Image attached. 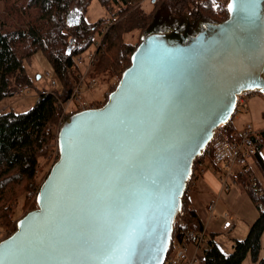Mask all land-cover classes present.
I'll return each instance as SVG.
<instances>
[{
  "label": "water",
  "instance_id": "water-1",
  "mask_svg": "<svg viewBox=\"0 0 264 264\" xmlns=\"http://www.w3.org/2000/svg\"><path fill=\"white\" fill-rule=\"evenodd\" d=\"M227 10L196 34H143L107 101L65 120L37 207L0 240V264H117L105 256L130 223L131 264H164L195 160L239 94L264 93V0Z\"/></svg>",
  "mask_w": 264,
  "mask_h": 264
},
{
  "label": "trees",
  "instance_id": "trees-1",
  "mask_svg": "<svg viewBox=\"0 0 264 264\" xmlns=\"http://www.w3.org/2000/svg\"><path fill=\"white\" fill-rule=\"evenodd\" d=\"M90 1L27 0L21 6L13 5L10 13H2L4 16L0 14V100L15 94L20 87L32 86L24 65L39 49L44 52L62 83V92L57 91L58 96H69L73 78L68 72L76 71V56L92 44L94 32L96 29L100 31L106 21L101 19L90 23L85 19L84 11ZM100 1L111 11L113 22L102 37L106 47L98 54L91 72L92 78L114 75L120 79L123 71L131 64L132 54L143 36L142 34L133 45L125 41L123 34L136 29L144 30L154 21L155 13L161 6L180 14L187 12L189 19L196 22L218 23L228 18V10L220 12L215 5L216 0H153L154 7L151 11L134 5L136 0ZM75 7L81 8L83 12L82 22L79 25H69L67 19ZM117 83L111 84L105 93L103 104ZM60 114L59 98L45 90L39 92L34 105L25 112L0 111V221L6 229H12L11 233L16 230L19 218L37 207L36 198L41 183L39 158L48 155L47 144L54 139L53 130L47 131L46 127L56 124ZM263 148L264 129L263 139L257 143L253 155L255 166L264 181ZM198 176L193 174L188 190L184 192L183 207L174 225L169 253L177 243L196 242L197 234L205 230V224L192 207L188 196ZM253 197L260 213L251 224L246 237L234 240L230 254H224L213 239L208 240L203 245L205 264H243L248 254L258 264H264V257H260L264 234V195L261 197V205ZM22 198L23 212L15 218L14 208Z\"/></svg>",
  "mask_w": 264,
  "mask_h": 264
},
{
  "label": "rangeland",
  "instance_id": "rangeland-1",
  "mask_svg": "<svg viewBox=\"0 0 264 264\" xmlns=\"http://www.w3.org/2000/svg\"><path fill=\"white\" fill-rule=\"evenodd\" d=\"M27 0H0V14L4 16L2 13H10L9 11L12 9L13 5L21 6L22 3H26ZM138 2H141L138 4ZM134 5L141 6L145 11H151L154 7V2L153 0H136L133 2ZM10 8V9H9ZM6 10V11H4ZM81 8L75 7L71 11L69 18L71 23H75V20L78 18V16L82 15V12H80ZM4 11V12H2ZM7 12V13H6ZM0 15V16H1ZM84 17L85 19L90 22L94 23L98 20L103 19L105 23L109 21L111 18V11L107 8L106 5H104L100 0H91L90 3L87 5V8L84 11ZM104 23V24H105ZM103 24V25H104ZM191 24V25H190ZM74 25V24H72ZM204 26V23L202 21H191L188 17L187 12H184L183 14H180L168 7H160L157 9L155 13V18L154 21L149 24L144 30L141 29H136L132 30L128 33L123 34L124 39L126 42L131 43V44H136L141 35L145 34L147 32H163V33H168L171 32L172 30H178L181 32H185L187 28L189 27L190 34H196L198 31H200ZM101 28V27H100ZM105 33H100L99 29H96L94 32L93 36V42L92 44L85 49L84 52H82L78 57L83 59V63L79 62V64L76 62L78 57L76 56L75 58V63L77 68L76 71L69 70V75L70 77L73 78V87L72 90L75 88L76 84L79 83L82 80V77H84L83 81L85 82L87 79H97L95 82L94 87H89V83H84L83 87V97L85 98L92 104L94 107L101 106L105 99V93L111 86V84L118 82L117 76L115 77L114 75H105L106 77H98L97 78H92L91 77V72L94 68L95 63L97 62L98 59V54L104 50L106 47L104 43L101 41L103 35ZM101 41V46L98 47V42ZM95 54V60L91 64L90 70L87 68V65L90 63V57L91 55ZM27 73L30 76V79L32 81V86L30 87H20L18 91H16L15 94L9 95L7 97H4L3 99L0 100V111L1 112H7V111H14V112H25L29 110L34 103L36 102V99L38 97V94L40 91H49L53 93L55 96L58 95V92L61 93L62 91V83L58 76L54 73L52 65H50V62L46 58L44 52L42 50H37L32 56V59L30 61H26L25 65ZM49 73L50 76H47L46 74ZM85 75V76H84ZM114 87V85H113ZM112 88V87H111ZM58 91V92H57ZM71 93L69 94L68 97L62 98L60 97V101L65 102L69 97ZM84 98V99H85ZM71 103H75L74 100L70 99ZM61 104V102H60ZM73 104H69L71 107ZM63 110L61 107V114L62 115ZM60 117V116H59ZM232 124L236 130H242L245 126L246 123L251 122L253 123L256 128L262 132L263 134V129H264V93L258 92V91H251V92H246L245 97H243V104H238L237 108L235 110V113L232 115L231 118ZM59 122V118L57 120ZM57 124V123H56ZM55 124V125H56ZM52 125V124H49ZM54 138H55V133H54ZM55 143V139H53L50 144H47V148L49 150V153L45 157H41L40 159V166H39V179L42 181L45 179L47 176V173L51 167V165L54 163L53 162V144ZM262 154L264 155V148L262 149ZM53 157V158H52ZM253 158V157H252ZM209 163L204 170H198V178L203 174V172L210 167ZM214 167V166H213ZM215 168V167H214ZM216 170V169H215ZM257 174L260 176L258 169H256ZM217 172V171H216ZM218 174V173H217ZM219 178L221 179L220 174ZM197 180V178H196ZM195 180V181H196ZM222 181V179H221ZM40 183V185H41ZM222 185L225 188V185L222 181ZM232 185H238L239 187L242 186L244 189L243 191H248L246 190L244 186V181L242 177H235L232 180V183L229 186V189H231ZM241 185V186H240ZM227 189V188H225ZM248 193V192H247ZM250 198V197H249ZM23 198L19 200V203L15 206L14 208V216L15 218H18L23 210L22 207L24 206L23 203ZM208 199L203 198V201L206 202ZM251 201V200H250ZM27 204L25 205V207ZM24 207V208H25ZM210 210V209H209ZM211 211V210H210ZM213 211V210H212ZM211 211V212H212ZM257 211V216H259L260 210L258 207L256 208ZM224 218H229V214L227 212L223 213ZM22 217V216H21ZM231 220V219H229ZM256 220V219H255ZM235 223V226L233 227V231L237 232L238 230H245V227H248V224L246 222L245 217L237 216L233 220ZM253 223V222H252ZM215 229L217 231H212L213 227L211 226L208 233L205 236L204 244L207 243L208 240L213 239L221 248V250L224 252V254H230L233 250V242L235 239H243L246 237L247 233L245 235H241L240 237L237 236V233H232L231 231H223L221 230V223L219 221H216L215 223ZM208 225V224H207ZM224 226V224H223ZM250 229V226L248 227ZM225 229V228H224ZM248 229V230H249ZM10 228L9 230L5 228L4 224L0 221V240L3 239L7 234H10L12 231ZM250 231V230H249ZM204 234V232H203ZM196 243L195 241L190 242V243H184L185 248L187 245H193ZM262 243V249H261V254L260 257H264V234L261 239ZM195 245V244H194ZM193 245V246H194ZM203 245H201V248L199 245V248L194 246V250L191 254H188V257H194L196 259V264H205L204 263V255H203ZM187 251V249H186ZM177 253V249L174 248L172 251L169 253V255H175ZM243 264H258L255 262L250 254L246 256V258L243 261Z\"/></svg>",
  "mask_w": 264,
  "mask_h": 264
},
{
  "label": "built area",
  "instance_id": "built-area-1",
  "mask_svg": "<svg viewBox=\"0 0 264 264\" xmlns=\"http://www.w3.org/2000/svg\"><path fill=\"white\" fill-rule=\"evenodd\" d=\"M231 0H216V6L220 12L227 10L228 3ZM141 2H138L140 4ZM113 22V19H109L104 25L101 26L100 33H106L109 24ZM102 41V39H101ZM101 41L98 42V47L101 46ZM78 57V56H77ZM95 60V54L91 55L90 63L87 68L90 70L91 64ZM83 63V59L79 58L76 60ZM50 76L49 73L46 74ZM85 76V75H84ZM82 80L76 84L75 88L71 90L70 97L65 101L61 102V107L64 113L60 115L59 122L57 124L48 125L46 130H53L55 133V143L53 144V162H55L60 156V149L58 144V134L59 130L64 125L65 120L73 113L92 108V105L85 96L83 97V87L84 83H89V87H94L96 80L87 79L85 82ZM243 97L245 93L239 94L237 96V105L243 104ZM85 98V99H84ZM70 99L74 100L75 103H71ZM69 104H73L71 107ZM263 139V134L259 131L256 126L248 122L245 124L242 130H236L231 123H222L215 129L214 135L209 143L204 147L201 154L197 157L193 165V174H197L198 170H204L205 167L211 163L218 174H220L221 179L225 185V188L229 189L232 180L237 177L243 178L244 186L248 192L254 194L256 197V203L258 205L262 204L261 197L264 195V182L261 177L255 171L253 164V155L256 152V145ZM209 209L212 211L214 209L213 205H209ZM182 222V221H181ZM232 226V221L227 219L224 223L223 229H228ZM204 234L198 233L196 236V243L200 245ZM177 249L175 255H169V252L164 260V264H196V259L194 257H188L186 248L184 244H176L174 246Z\"/></svg>",
  "mask_w": 264,
  "mask_h": 264
},
{
  "label": "crops",
  "instance_id": "crops-1",
  "mask_svg": "<svg viewBox=\"0 0 264 264\" xmlns=\"http://www.w3.org/2000/svg\"><path fill=\"white\" fill-rule=\"evenodd\" d=\"M251 164H253L255 169L256 166L254 162ZM243 190L242 186L239 187L238 185H232L231 189H225L212 164H210V167L207 168L200 178H197L194 182V186L190 192H188V196L192 202V207L196 210L201 221L205 224L204 237L199 245L200 248L201 245L204 244L205 236L210 227H213L212 231H217L215 229L216 221L221 223V230L231 232L235 226L233 220L237 216L245 217L248 227L255 221L257 216V207L253 200L254 194L251 192L249 193L248 191L247 193ZM203 198H207L208 200L204 202ZM209 205H213L214 207L212 212L209 210ZM224 212H227L230 217L224 218ZM227 219H231L232 226L228 229H223V224ZM248 227L246 226L245 230L242 229L237 232L233 231L232 233H237L236 235L240 237L249 231ZM194 244L193 245L196 246V248H199L197 243ZM193 245L189 244L186 246L189 254H191L194 250Z\"/></svg>",
  "mask_w": 264,
  "mask_h": 264
},
{
  "label": "snow or ice",
  "instance_id": "snow-or-ice-1",
  "mask_svg": "<svg viewBox=\"0 0 264 264\" xmlns=\"http://www.w3.org/2000/svg\"><path fill=\"white\" fill-rule=\"evenodd\" d=\"M232 5H229V11L232 10ZM254 8V6H253ZM254 14V11H253ZM129 232L127 234L126 243L124 246H117L111 250V253L105 256V259H115L117 264H131L130 256L132 255V249L134 245V239L132 238V233L136 231L134 223L129 224ZM119 253L118 255H113L114 253Z\"/></svg>",
  "mask_w": 264,
  "mask_h": 264
},
{
  "label": "bare ground",
  "instance_id": "bare-ground-1",
  "mask_svg": "<svg viewBox=\"0 0 264 264\" xmlns=\"http://www.w3.org/2000/svg\"><path fill=\"white\" fill-rule=\"evenodd\" d=\"M232 118V117H231ZM227 123H231V119H230V121H228ZM232 124V123H231Z\"/></svg>",
  "mask_w": 264,
  "mask_h": 264
}]
</instances>
